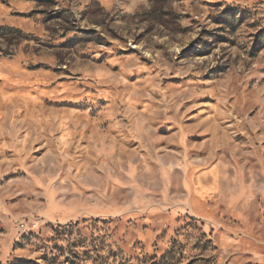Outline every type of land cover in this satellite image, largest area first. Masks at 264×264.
Returning a JSON list of instances; mask_svg holds the SVG:
<instances>
[{
	"label": "rangeland",
	"instance_id": "1",
	"mask_svg": "<svg viewBox=\"0 0 264 264\" xmlns=\"http://www.w3.org/2000/svg\"><path fill=\"white\" fill-rule=\"evenodd\" d=\"M0 264H264V0H0Z\"/></svg>",
	"mask_w": 264,
	"mask_h": 264
}]
</instances>
